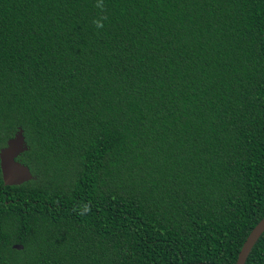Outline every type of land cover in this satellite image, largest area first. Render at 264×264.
<instances>
[{"label":"trees","instance_id":"1","mask_svg":"<svg viewBox=\"0 0 264 264\" xmlns=\"http://www.w3.org/2000/svg\"><path fill=\"white\" fill-rule=\"evenodd\" d=\"M17 128L0 264H235L264 217V0H0V147Z\"/></svg>","mask_w":264,"mask_h":264},{"label":"water","instance_id":"2","mask_svg":"<svg viewBox=\"0 0 264 264\" xmlns=\"http://www.w3.org/2000/svg\"><path fill=\"white\" fill-rule=\"evenodd\" d=\"M27 149L22 130L17 128L14 135L6 140L4 147L0 148V179L3 186H17L32 179L26 166L15 159ZM264 230V217L249 233L238 252L235 264H243L250 248ZM13 249H21L13 245Z\"/></svg>","mask_w":264,"mask_h":264},{"label":"clouds","instance_id":"3","mask_svg":"<svg viewBox=\"0 0 264 264\" xmlns=\"http://www.w3.org/2000/svg\"><path fill=\"white\" fill-rule=\"evenodd\" d=\"M95 7H97V8H101V9H102V3H100V2L96 3ZM93 24L95 25V27H96L97 29H100V28L103 27V24L100 23V22L97 21V20H93Z\"/></svg>","mask_w":264,"mask_h":264},{"label":"flooded vegetation","instance_id":"4","mask_svg":"<svg viewBox=\"0 0 264 264\" xmlns=\"http://www.w3.org/2000/svg\"><path fill=\"white\" fill-rule=\"evenodd\" d=\"M0 148H2V147H0ZM17 159V158H16ZM16 159H15V161H16Z\"/></svg>","mask_w":264,"mask_h":264}]
</instances>
